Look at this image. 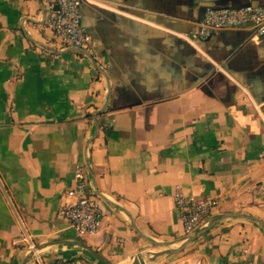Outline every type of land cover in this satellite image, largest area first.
Wrapping results in <instances>:
<instances>
[{
  "label": "crops",
  "instance_id": "0c3cea01",
  "mask_svg": "<svg viewBox=\"0 0 264 264\" xmlns=\"http://www.w3.org/2000/svg\"><path fill=\"white\" fill-rule=\"evenodd\" d=\"M50 1L0 0V264H34L25 233L44 264H264V38L196 39L264 0L85 1L93 56L58 45ZM78 166L103 209L84 238L59 216ZM178 190L219 201L190 236Z\"/></svg>",
  "mask_w": 264,
  "mask_h": 264
},
{
  "label": "built area",
  "instance_id": "2783aa9c",
  "mask_svg": "<svg viewBox=\"0 0 264 264\" xmlns=\"http://www.w3.org/2000/svg\"><path fill=\"white\" fill-rule=\"evenodd\" d=\"M89 0H51L47 9L46 26L55 41L64 49L73 48L87 55L95 54V43L83 24L82 5ZM196 39L206 41L213 33L227 29H245L264 38V5L242 8L208 9L199 23ZM191 44H195L191 40ZM1 182V179H0ZM90 188L83 169L78 166L75 172V186L67 192L70 203L63 205L59 216L81 237L96 235L100 230L103 216L98 197ZM176 209L184 225L186 236L196 233L219 207L213 198L195 200L178 190L175 194ZM28 249L33 254L34 264H44L38 246L25 233Z\"/></svg>",
  "mask_w": 264,
  "mask_h": 264
},
{
  "label": "water",
  "instance_id": "95a60500",
  "mask_svg": "<svg viewBox=\"0 0 264 264\" xmlns=\"http://www.w3.org/2000/svg\"><path fill=\"white\" fill-rule=\"evenodd\" d=\"M222 219H224L223 217L222 218H219V219H215L213 221H211L210 223H208V225H206L203 229H201L197 234L189 237L187 239V243H191L193 242L195 239H197L200 235L204 234L206 231H208L209 229H211L213 226H215L218 222H220ZM175 251H178V250H170L168 251L167 253H172V252H175ZM139 264H146L144 261H140Z\"/></svg>",
  "mask_w": 264,
  "mask_h": 264
}]
</instances>
